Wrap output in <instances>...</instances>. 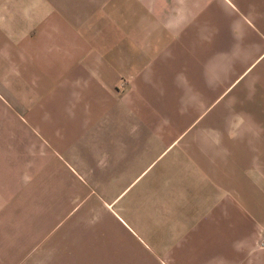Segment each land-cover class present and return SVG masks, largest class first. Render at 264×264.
I'll return each instance as SVG.
<instances>
[{"label": "crops", "instance_id": "1", "mask_svg": "<svg viewBox=\"0 0 264 264\" xmlns=\"http://www.w3.org/2000/svg\"><path fill=\"white\" fill-rule=\"evenodd\" d=\"M95 180L184 259L264 264V0H0V264L86 256Z\"/></svg>", "mask_w": 264, "mask_h": 264}, {"label": "rangeland", "instance_id": "2", "mask_svg": "<svg viewBox=\"0 0 264 264\" xmlns=\"http://www.w3.org/2000/svg\"><path fill=\"white\" fill-rule=\"evenodd\" d=\"M124 89V82L121 81L115 90L121 92ZM80 184L88 185V189H84V195L74 198V211L69 220L83 225L84 230L81 231V236L75 231V239L82 237L88 242L89 253H86V256H75L74 261L69 264H222L216 263L209 256L194 260L193 246H186V249L189 248L186 259L183 254L179 255L178 239H174L178 234L177 214H137L127 212L132 209L127 204L113 205L112 209L125 211L119 215L138 226L150 237L138 231L137 235L125 227L105 206V201L107 203L112 201V196L103 195V193H109L105 182L95 180ZM191 231L187 229L186 234ZM258 236L256 247H262L264 234L260 231ZM98 242L100 245L97 244ZM84 249L87 248L84 247ZM200 249L201 255L204 256L205 247Z\"/></svg>", "mask_w": 264, "mask_h": 264}]
</instances>
